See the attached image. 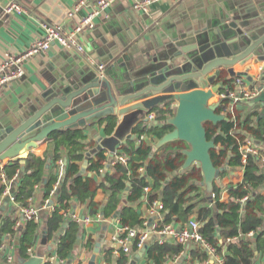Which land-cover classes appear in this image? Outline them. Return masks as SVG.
I'll return each mask as SVG.
<instances>
[{
	"label": "crops",
	"instance_id": "crops-1",
	"mask_svg": "<svg viewBox=\"0 0 264 264\" xmlns=\"http://www.w3.org/2000/svg\"><path fill=\"white\" fill-rule=\"evenodd\" d=\"M8 1H16L23 4L24 11L22 13L7 12L3 9V4L4 2L7 4ZM78 1L0 0V61L6 59L8 56L19 55L29 48L38 38H41L45 34V25L47 24L58 26L64 30L73 29L77 26L89 11V8L84 6L74 11V14L70 16L69 13ZM133 2L134 0H116L108 8L107 15L96 18L93 29L87 30L84 33L82 32L80 40L85 47L83 53L68 49L54 42L45 54L35 55L24 61L22 63L25 71L24 75L18 80L0 88V126H8L12 121H16L19 115L27 114L30 106L35 103V97L43 89L47 88L51 82L64 81L68 83V78L73 77L74 79L75 77H79L83 72L91 68L87 62L88 57L94 59L96 65L103 64L105 71L109 70L111 75L118 78L119 75L122 76L124 74L125 66L128 65L130 68L136 67L137 62L145 58L146 54H153L154 51L166 45L175 44V38H184L185 41L191 43L193 41L198 42L199 39L206 42L205 40L208 37L210 41H215L217 28L221 27L227 20H232V18H239L240 20L246 18L253 25L264 24V0H183L179 3L155 2L148 12L134 9ZM233 69L236 73H246L244 77L248 86H257L260 84L264 73V54L262 56L256 55L244 64L238 63ZM247 76L251 77L252 81H249L246 78ZM217 84L222 86L221 92H226L229 88V86L224 85L223 82H219L218 80ZM216 98L221 100L219 96H216ZM163 106V108L155 107L148 113L156 115L153 124H157L158 122L159 109H174L175 111L177 103L173 100ZM260 110V105L251 106L249 100L240 102L235 107V111L237 113L241 112L243 117L257 112L258 115L256 117L251 116L254 121H258L257 118ZM111 117L116 118L117 123L112 131H108V119ZM111 117H106L85 127L72 128L84 130L87 135V144L90 146L85 153V157L78 161V173L82 176H96L98 182L103 181L106 185L108 183L104 180V175L108 170V166L100 171V173L92 172L89 169L90 160L96 153L90 156H88V153L98 145L99 136L103 137V139L112 136L121 118L119 116ZM145 123V121H141L136 126H145ZM135 135L137 136L135 142H137L140 135L136 133ZM146 139L154 147L151 154L152 158L161 148L163 144L162 139L155 141L147 135ZM130 140L119 144L117 148L127 145V142ZM173 141L181 140L177 139ZM253 142L259 151H261L263 143L254 140ZM187 148L188 145L186 144L184 150ZM217 149H220V146H217ZM102 150L105 151V154L109 158L114 159L113 162L116 160V155L118 154L112 157L108 149L104 148ZM26 153L28 155L33 153L45 158L53 153V147L46 138L44 141L39 142L36 148L26 151ZM63 153L67 154L68 150L63 149ZM18 156V160L21 159V165H23L25 158H22V154ZM12 160L0 162V174L4 171V167L7 164L16 161ZM64 160L65 158L59 161L61 167L60 179L63 178ZM50 161V158H48L44 180L35 187L34 195L28 198V205H32L39 210V220L37 221L39 226L38 239L32 248V254L41 242L45 224L52 211L49 206L52 204V195L50 197L46 196L45 190V178L50 172ZM183 165L180 171L191 174L189 185L198 187L197 191L194 190L190 194L193 198L191 203L196 204L194 212L189 215L186 221L174 216L173 221L165 222L164 216L167 211H164V209L159 211L155 206V201L162 203V193L161 191H154L153 179L149 176L148 180L150 184L147 186L149 189L144 191L140 200L130 204L139 211L140 218L143 220L142 225L135 227L139 232L148 229V226L153 221H158L161 225H171L174 229H180L193 219L199 222L198 213L202 208L209 207L211 204L213 206L216 199H219V202L223 203L229 202L231 200L230 188L241 183L244 179V168L241 166H230L229 162L222 166L227 167L224 173L219 178H215L211 183L204 182L202 170L196 164H192L186 168H183ZM194 166L198 168H196L197 172L193 171ZM260 167L261 172L264 173V163H261ZM215 168L220 167L215 166ZM110 169H112L111 166ZM143 169L147 175L145 168ZM111 172L113 171L111 170ZM19 174H16L11 180H14L15 177L17 179ZM174 174L170 177H173ZM0 180H2L1 176ZM14 181L12 184L13 192L17 187V184L14 185ZM58 184L56 183L55 187ZM127 188L129 187L127 186L124 190L118 209L107 212L108 214L104 211L110 200V190L106 187H100L95 194L94 201L100 206V210L97 213L90 212L88 203H80L78 200H74L73 209L71 210L72 215L68 216L67 219H74L81 227L73 252L70 253L68 258L60 259L56 253V244L51 252H47V264H50L48 259L52 255L55 256V264H88V260L94 252L97 253V264H117L121 254L114 252L119 248L116 240H114V236H117L119 230L122 228L120 208L123 205L129 204H126ZM214 188L218 191L214 190ZM184 190H186L185 187L182 191ZM261 191L264 195V188ZM21 208L22 206L16 200L12 201L11 196L3 192L0 199V229L6 217L15 219V224L13 226L14 232H7L3 236V241L0 245V264H17L20 240L23 230L28 223L23 221ZM117 212H119L118 216L115 215ZM247 216V212L242 210L240 223L245 222ZM84 218H89V220L85 221ZM145 222H147L146 226ZM57 233L51 238L48 236V244L54 241ZM259 235L257 237L253 236L254 239L257 240ZM233 238L235 239L236 237H229L227 242H236ZM262 240L264 242V235ZM156 241H161V243L168 242L170 244L181 243L170 235L152 233L146 241V246L148 247ZM181 244L184 246L182 252L178 255H167L166 264H224L225 262L226 247H224L222 253L218 252L214 256L203 244H197L194 241ZM200 248L206 253V257L200 258L198 254H193L194 250L198 252ZM141 250L131 251L128 254V264L132 259H136L138 261L137 264H154L147 257L146 251L139 256ZM8 253L14 257L12 261L8 260ZM220 259L222 260L221 262L219 261ZM254 263L264 264V247L256 253Z\"/></svg>",
	"mask_w": 264,
	"mask_h": 264
},
{
	"label": "trees",
	"instance_id": "trees-1",
	"mask_svg": "<svg viewBox=\"0 0 264 264\" xmlns=\"http://www.w3.org/2000/svg\"><path fill=\"white\" fill-rule=\"evenodd\" d=\"M235 77L226 70H222L218 81L230 87ZM222 102L223 106L218 107L217 112L224 114L226 113L224 107H229L230 100L224 99ZM173 114L174 109H159L157 124L148 128L143 125L136 126L134 134L141 136L142 133H145L155 141L162 139L173 129V126L166 122ZM257 115L258 113L254 112L243 117L241 112L234 111L233 115H228V120L205 123L207 138L209 140L214 139L216 145L210 151L214 166L222 167L229 162L230 166L244 168L243 181L230 188L231 200L229 202L223 203L216 199V208L211 204L209 207L202 208L198 213V220L201 223L200 232L204 239L216 248L217 253H222L224 247L227 248L224 264H255L256 253L264 247L262 240L264 235V195L261 191V187L264 185V173L261 172L260 167L262 162L259 155L248 154L244 163L240 149L245 139L252 136L254 141L263 143L260 153L264 155V118L258 121L252 120L251 116L256 117ZM108 123V131H112L117 119L111 117L108 119ZM47 139L53 147L52 154L42 158L30 153L24 159L23 165H21V159L16 160L12 164H7L4 167V172L7 178L11 180L21 171L17 176L18 178H14L18 182L14 195L17 203L22 207L27 206L29 204L28 198L35 193V187L44 180L45 167L48 164V158H50V172L45 178V190L48 197L55 190L56 201L55 208L51 211L44 229L47 230L48 236L51 238L67 222V227L59 237L56 248L57 256L60 259L68 258L73 252L81 227L74 219H67L68 216L72 215L74 200H78L80 203H88L90 212L97 213L100 206L94 201V197L100 187H106L110 190V200L104 210L106 214L118 209L122 201V194L126 187H129L126 201V204H129L120 208L122 227L135 228L142 225L143 220L140 218L139 211L130 204L142 198L145 187L150 184L149 176L153 179L154 191H161L162 193L163 209L167 211L164 216L165 222L173 221L174 216L186 221L189 215L194 212L196 204L191 203L193 198L190 194L194 190L197 191L198 187L189 185L190 173L180 171L186 159L184 154L186 144L182 141L163 143L159 151L151 158L154 147L147 139L140 144L138 140L137 142L130 140L127 145L117 148L118 155L129 156L126 164L117 160L113 162L114 159L109 158L104 150L98 151L90 160L89 169L92 172L100 173L108 166L104 175V180L108 183L106 185L103 181L98 182L96 176H82L78 173V161L85 157L86 151L90 148L84 130H57L50 134ZM217 146H220V149H217ZM63 149H67L68 153H63ZM63 158L67 159V165L65 166L66 172L60 179L59 161ZM112 162L113 164H111ZM23 167L25 168L24 171H22ZM142 168H145L147 175L141 171ZM193 168V171L197 172L198 168L196 166ZM224 171L220 173V176ZM173 173H175L173 177H170ZM56 183H59L57 187H55ZM5 186L0 180V199ZM184 187L186 190L182 191ZM214 190L218 191L216 188ZM254 192L256 195L252 196ZM248 195L250 198L243 201V198ZM242 210H245L248 216L245 222L240 223ZM14 224L15 219L4 218L0 229V245L5 233L14 232ZM38 228V222L30 220L23 230L18 250L19 256L22 258H29L32 255V248L38 239ZM255 233L260 234L257 240L253 237ZM229 237H236L233 238L236 242L229 241L228 243ZM183 247L181 243L170 244L156 241L147 247L146 253L152 263L166 264L167 255H178L182 252ZM137 250L136 245L131 247L132 252ZM120 254L117 264H128L129 255L123 251ZM193 254H198L200 258L206 257V253L201 248L198 252L194 250Z\"/></svg>",
	"mask_w": 264,
	"mask_h": 264
},
{
	"label": "water",
	"instance_id": "water-1",
	"mask_svg": "<svg viewBox=\"0 0 264 264\" xmlns=\"http://www.w3.org/2000/svg\"><path fill=\"white\" fill-rule=\"evenodd\" d=\"M215 34V41L208 37L206 42L199 39L191 43L184 38H175V44L146 54L136 67L125 66L124 74L118 78L109 70L100 69V64H94L79 77L68 78V83L51 82L35 97L27 114L19 115L8 126H0V162L18 160L19 154L26 158V151L36 148L54 131L85 127L106 117L119 116L121 120L112 136L105 139L99 136L98 145L88 153L90 156L106 148L113 157L119 144L137 139L133 129L141 121H147L150 110L163 108L174 100L176 109L166 120L173 129L161 141L178 139L185 142L188 148L184 150L183 168L196 164L202 170L204 182L211 183L227 168H215L210 153L215 148V141L207 138L205 127L208 121L217 123L229 119L217 112V108L223 106L222 100L216 98L222 90L217 80L222 70H227L233 77L246 75L234 72V66L264 54V24L253 25L246 18H232L217 28ZM246 78L252 81L251 77ZM263 80L264 73L261 82ZM249 104L260 105L257 119L264 118V91L249 100ZM64 165H67V159ZM65 172L66 168L63 175ZM16 184L17 180L14 181ZM255 195L256 192L252 194ZM213 207L216 208L214 203ZM66 227L65 223L50 244L48 232L44 229L34 253L29 258L18 255L17 264H47V252L54 249ZM146 250L147 246L139 256ZM137 263L132 259L129 264ZM88 264H97L96 252Z\"/></svg>",
	"mask_w": 264,
	"mask_h": 264
},
{
	"label": "built area",
	"instance_id": "built-area-1",
	"mask_svg": "<svg viewBox=\"0 0 264 264\" xmlns=\"http://www.w3.org/2000/svg\"><path fill=\"white\" fill-rule=\"evenodd\" d=\"M116 0H79L76 5L73 7V10L69 13L70 16L74 14V11L81 9L84 6L89 8L88 14L83 17L80 23L75 26L73 29L64 30L58 26L45 25V34L38 38L29 48L24 50L22 53L16 56H8L6 59L0 61V88L5 85H8L15 80L21 78L25 71L22 67V63L35 55L45 54L51 47L52 43L56 42L59 45L66 47L71 50H76L79 53H83L85 47L82 41L80 40V35L82 32L93 29L95 27V20L100 16L107 15V10L113 2ZM183 0H134L133 7L138 11L148 12L155 2H170V3H179ZM3 9L7 12H17L22 13L24 11V6L21 3L16 1H8L7 4L4 2ZM87 62L90 65H94V59L91 57L87 58ZM100 69L104 70L105 66L103 64L99 65ZM261 91H264V80L257 86L252 85L248 86L246 83L244 75L236 76L232 85L227 89L226 92H221L219 97L221 100L229 99V107H224L225 115H233L235 107L237 104L243 101H248L257 96ZM175 107V106H173ZM168 110V109H167ZM156 119L154 113H150L147 116V121L145 126L151 127L153 121ZM146 139V134H141L138 139V143H142ZM241 152L243 155V162H246L248 154H257L260 156V160L264 163V155H262L259 149L255 146L252 138L248 136L241 145ZM117 154V150L115 152ZM116 160L126 164L129 160V156L125 154L116 155ZM102 171V170H101ZM141 171H144L142 168ZM2 182L6 185L4 193H7L11 196L12 201H15L14 192L12 191L13 181L7 179L5 172H1ZM149 187H145V190H148ZM55 190L52 192V204L49 206L52 210L55 208ZM250 196L243 198V201H247ZM155 206L159 211L163 210V204L161 202L155 201ZM23 216V221L28 222L30 220H39V210L32 205L23 206L21 209ZM85 221L89 218H84ZM147 222H145V226ZM152 233H157L159 235H170L173 239L184 243L188 241L199 242L203 244L211 254L216 256V248L209 244L203 237L200 232V223L197 220H190L187 224L182 226L180 229H174L171 225L161 226L160 222L153 221L148 226V229L139 232L137 228L134 227H122L119 230V234L114 236L119 248L114 252L120 254L121 251L129 254L131 252V247L133 245L137 246L138 250L143 249L146 246V241L149 238V235ZM253 234V233H251ZM161 242V241H160ZM9 251V249L7 248ZM14 257L12 254L8 253V260L12 261ZM48 261L50 264H55V256L52 255ZM222 261L221 259L219 260ZM54 262V263H53Z\"/></svg>",
	"mask_w": 264,
	"mask_h": 264
}]
</instances>
